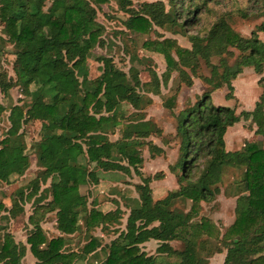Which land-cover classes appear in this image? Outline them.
I'll use <instances>...</instances> for the list:
<instances>
[{
	"label": "trees",
	"instance_id": "trees-1",
	"mask_svg": "<svg viewBox=\"0 0 264 264\" xmlns=\"http://www.w3.org/2000/svg\"><path fill=\"white\" fill-rule=\"evenodd\" d=\"M46 1L0 0V26L7 41L16 49V65L12 68L14 85L24 86L30 99L25 109L12 106L8 110L9 128L0 141V184L8 185L15 177L23 176L29 167V159L18 141L20 125L25 120L46 123L40 129L39 141L33 145L38 175L30 181L28 193L15 191L9 196L8 208L0 200V216L5 213L13 220L23 214L25 203L33 202L26 217L31 230L25 245L35 264H82L99 248L100 240L91 238L80 252L66 253L64 238L76 236L79 222L85 232L111 222L119 224L120 209L87 210L86 197L80 195L77 188L80 184H98L94 171L86 168L90 164L102 172L128 175L131 169L134 174L139 173L142 161L133 138L126 137L127 144L114 150L115 143L120 141L110 142L102 137L115 128L114 111L120 110L122 104L140 112L141 97L134 91L139 82L133 75L132 82L128 83L125 74L116 70L110 59H102V73L94 81V89H87L86 84L90 85L91 81L82 65L88 52L100 43L99 37L103 33L95 23V10L86 0H49L50 4L43 12ZM119 1L120 10L128 14L123 22L125 29L140 35H145L151 24L158 28L177 24L186 28L194 23L201 10V7L191 5L195 0H188L185 8V0H169L171 13L164 14H161L159 2L142 3L137 11H127L128 1ZM184 12L185 19L178 23ZM217 24L202 37L190 36L191 49L188 50L180 48L173 39L142 43L144 50L163 58L165 69L161 78L164 85L169 74L177 72L179 79L189 86L191 80L178 64L190 65L189 71L194 75L197 58L209 69L210 77L215 76L219 65L209 62L213 50L219 52L231 48L243 55L238 57L237 69L232 72L226 71L225 64L219 61L222 68L219 82L205 79L211 89L202 93L192 106L176 114L175 133L184 143L177 164L168 167L176 178V191L167 192L149 205L144 204L151 193L149 183L161 179L163 173L145 176L142 184L134 185L138 198L129 208L123 230L108 247L101 264H206L208 258L221 253L223 248L222 264H264V77L257 82L262 91L250 113L255 126L254 139L245 142L237 151H225L223 137L226 130L239 121V116L228 107L212 105L209 97L210 91L222 84L232 91L228 78L233 79L240 72V65H250L260 75L264 45L253 31L245 38L221 22ZM255 31L264 33V11L263 20ZM72 64L78 65L73 69ZM150 75L151 82L142 84V91L158 96V78L154 71H150ZM30 85L35 87L33 91L27 90ZM9 87V83H0L3 93ZM225 98L230 97L227 94ZM161 106L171 114L174 98L164 99ZM2 111L0 106V113ZM101 112L109 115L103 116ZM248 116L243 113V117ZM131 124L124 126L128 130L126 135L138 138L137 130L144 123ZM155 148L150 150L159 155L161 150ZM79 157L83 165L78 163ZM124 159L126 164H120ZM229 169L230 177L223 183ZM234 171H239V175H233ZM43 175H50L46 196L36 195L37 179ZM224 185L227 186L224 194L237 197V204L232 223L221 234L219 226L200 215V210L201 203L212 202ZM47 197L48 201L43 203ZM175 200L189 201L188 210L173 207ZM89 205L93 206V201ZM51 212L55 213V230L61 236L47 240L39 224ZM3 230L6 226H0V232ZM150 240L158 244L155 255H147L140 249ZM171 242L180 247L172 248ZM25 252L23 244L15 243L9 233H2L0 264H21Z\"/></svg>",
	"mask_w": 264,
	"mask_h": 264
},
{
	"label": "rangeland",
	"instance_id": "rangeland-1",
	"mask_svg": "<svg viewBox=\"0 0 264 264\" xmlns=\"http://www.w3.org/2000/svg\"><path fill=\"white\" fill-rule=\"evenodd\" d=\"M86 1L88 3L87 5L95 10V23L98 24L103 30V33L99 37L100 43L96 44L88 52L84 65H82V67H84V71L88 74L87 78H89V81H91L89 82L91 83L90 85L86 84V88L89 90L94 89V81H97L103 69V63L101 60L110 59L115 69L125 74L126 81L128 83L132 82L131 78L133 75L137 77L139 86H136L134 91L135 94L137 93L136 95L141 97L140 106L142 109L148 106L149 110L147 114L149 118L157 119L160 122L159 125H156L155 122H151V120L145 121L144 116L146 113L141 112L142 109L140 112H136L128 105L122 104L120 106V110L117 108V111H114L116 112L115 121L117 120V123H115V128L112 131H107L104 133L102 137L104 136V138L110 142L120 141L117 142V144L115 143L114 150H116V148L122 147L124 144H127V141L130 137L131 139L133 138V142L137 144V152L141 157V161L143 159L147 161L148 159H152L154 157L160 158V155H157V153L150 150L151 148H154V146H152V140H157L160 145L166 146L168 149L167 155L169 157L168 162H166L164 158V161L157 160L148 164L149 166L145 167L144 173L140 172L142 170V166L140 165L139 173H133L131 176L128 175L130 177L125 176L122 172H103L108 173V180L111 183H114V188H108V191L107 189L104 191V188L98 187L95 184L93 185L92 183L87 185L80 184L78 186V193L86 197L87 210L93 208L107 212L113 211L116 209V207L118 209L121 208L119 210V224L116 222H111L105 226L96 227L85 232L82 222H79L75 234L76 236L74 238H64L65 240L63 250L66 253H78L80 252L82 246L89 241V239H99V248L93 252L94 254L91 253L89 256H87L86 258L88 259L82 264H101L107 254L108 247L111 246L112 241L117 237L118 232L123 230L129 208L134 205L133 201L138 198V193L133 190L135 183L142 184L143 178L145 176H151L161 170L165 171V173L173 174L167 171L168 167L169 165L174 166L177 164L181 156L180 148L184 146L182 138L175 133L176 114L192 106L194 102L200 98L202 93L211 89V84L207 83L206 80L211 79V81L214 83L219 82V76L222 72L221 62L225 64L226 71L232 72L237 69L235 67L239 61L238 57L240 59V57L243 55L231 48H225L226 50L219 52L213 50V54L209 55V62L215 66L219 65L217 68V74L215 76L211 78L209 69L204 66L203 61L200 58H197V68L195 69L194 75H192L189 71L190 65H183L184 62L178 64L179 69H181L187 78L191 80L189 86H186L184 81L179 79L177 72H171L164 85L161 78L165 69L163 58L160 55L144 50L142 48V43L157 42L163 39H173L180 48L188 50L191 49V43L189 42L190 36L196 35L202 37L208 33L213 25H218L217 23L221 22L223 25L229 27L233 32L245 38H249L251 32L253 31L256 33L257 39L264 45V33L255 31V28L263 20L264 0H193L194 3L191 5H194V8L201 7V10L198 14H196V20L192 25L187 26L186 28L179 27L178 24L176 26L165 25L163 28H158L151 24L149 31L145 35L135 34L125 29L123 22L128 18V14L120 10L119 0ZM127 1L128 4L125 6L127 11H137L142 3L159 2L162 5L161 14L167 13L168 11L171 13V4L169 0ZM187 2L188 0L183 2L184 8L187 7ZM49 4L50 1L47 0L44 4L43 12L46 11V8L49 6ZM188 9H192V7L188 6ZM184 14L185 12L181 14V18L178 23H182V21L185 19ZM15 50V47L9 41H7V38L2 30V26H0V83L10 84V87L4 93L0 89V106L3 109V111L0 113V141L5 138L6 131L9 128V123L7 120L9 108L12 106H18L22 109H25L26 105H28L30 102V99L25 92V87L20 84L14 85L15 77L13 75L12 68L14 65H16ZM228 52H230V54ZM171 55L173 60L176 61L177 58L173 52ZM77 65L78 64H72L73 69ZM239 70L240 72L233 79L228 78L229 85L232 87V91L229 92L226 85L222 84L220 88L210 91L209 94L212 105L228 107L234 111L235 115L239 116V121L236 123V125L231 130H227L228 133L226 134V137L225 135L223 137L224 149L228 152L237 151L245 142L254 139L253 132L255 131V126L252 122L250 113H252L254 110L255 104L258 102L259 95L262 91L257 82L261 77H264V61L260 75L256 74L250 65H240ZM150 71H154L156 77L158 78L157 87L159 86L160 94L158 96L152 95L154 96V98H151L153 100L149 99L148 95L151 94H144L142 91L143 88L141 87L142 84L151 82ZM34 89L35 87L32 85L28 86L27 88L29 91H33ZM227 94L230 97L229 99L225 98V95ZM171 96L175 100V107L170 114L168 111L162 108L161 103L164 99H168ZM245 112L249 114L248 118L243 117V113ZM101 115L106 116L109 114L101 112ZM128 123H132L131 125H133V123H144L137 130L138 138L135 137V139L131 134L126 135V131L128 130H126L124 126H126ZM45 125L46 123L40 122L38 120H25L24 123L20 125V128L17 132L18 141L22 147L23 154L29 159V167L24 172L23 176L15 177L8 185H3L2 183L0 184V194L3 196V201L6 204L8 203V206V200L10 199L9 196L15 191H20L24 195L28 193L30 190V186H28L30 181L36 179L38 175V168L35 166L33 145L39 141L40 129ZM126 137H128L127 140H125ZM167 145H170L169 148ZM78 161L80 165L84 164L80 157ZM120 164L125 165V159L122 160ZM86 168L87 170H93L96 178L99 179L102 170L94 167L93 164L87 165ZM230 170L231 169L226 171L222 180L223 183L229 179L231 173ZM233 173L235 176L239 175V171H234ZM54 177L55 175H53V178ZM49 180L50 177L47 178V180H41L40 177L37 179L39 184L36 195L42 193V195L46 196L45 189L49 185ZM157 181L159 180H155V182L151 184L152 186H150L152 187L151 191L153 198L152 195L148 194L147 198L144 200V204L146 202V204L150 205L153 203V201L157 200V198H163L168 192L165 190L163 191L165 194L158 196L157 190L159 188H157ZM161 183L166 185L162 186V188H167V190L172 189L170 192L176 191L177 183L174 174L172 179L160 182V185ZM226 188L227 186L224 185L219 190V194L212 202L208 204L201 203L200 215L207 218H209V216H213L212 218L215 219L213 213L215 211H217L222 216L227 215V217H230L233 214V210L237 204V197L231 195L226 196L224 194ZM104 193H106V195ZM221 194L225 198L234 199L231 200V202H223L218 200L221 198ZM127 198H130V200H127ZM48 199L49 198L47 197L43 203H46ZM92 201L94 205L90 206L89 204L92 203ZM29 203L30 202H27V204ZM172 203L173 207L181 209L182 211H187L190 206L189 201L177 202L175 200ZM104 205L105 207H103ZM26 210L27 211L24 213H28L29 215L30 210ZM2 217L3 218H0V223L7 221L8 224L7 226L6 224L4 225L6 226V230L1 231L0 236H2V233H9L10 231L13 236L11 237L15 241L24 242L26 237L30 234V225H28L26 221L23 222L21 217L20 219H14L11 223L7 220L8 217L6 215ZM24 217H26V214H24ZM211 221L213 223L216 222L215 220ZM218 222L219 223L216 226H219L220 233L222 234L227 226L224 227L221 225L220 221ZM39 227L47 240L61 236V234L55 230V213L53 212L46 215L45 220L39 224ZM170 245L174 249H178L180 247L176 242H173ZM157 247L158 244L152 243V246L149 249H147V246H140V249L147 255H155ZM222 252L225 253L224 248ZM27 256L30 257L31 255L28 253Z\"/></svg>",
	"mask_w": 264,
	"mask_h": 264
},
{
	"label": "crops",
	"instance_id": "crops-1",
	"mask_svg": "<svg viewBox=\"0 0 264 264\" xmlns=\"http://www.w3.org/2000/svg\"><path fill=\"white\" fill-rule=\"evenodd\" d=\"M149 96V99L150 100H153V99H151V98H154V96H152V95H148ZM156 98V97H155ZM150 106V105H149ZM147 108V109H146ZM146 108H144V109H142L141 110V112H144V113H146V115L144 116V120L145 121H149V120H151V122L153 121V122H155V124L157 125H159L160 124V122L157 120V119H152V118H149V116H148V110H149V108H148V106L146 107ZM236 124H234L232 127H230V128H228L227 130H231L234 126H235ZM226 130V131H227ZM228 133V131L227 132H225V137H226V134ZM152 146H154V147H156V148H158V149H160L161 150V153L159 154L160 155V158H158V157H154V158H152V159H148L147 161L145 160V159H143V157H142V164H141V166H142V170L140 171L141 173H144L145 172V167L146 166H149L148 164H150V163H153V162H155V161H157V160H163L164 161V158H165V160H166V162H168L169 161V157H168V155H167V151H168V149L166 148V146L165 145H160V143L156 140H152ZM170 146V145H169ZM169 146L167 145V147L169 148ZM170 166V165H169ZM168 167V166H167ZM168 172H169V170H167ZM159 172H162L163 173V176H162V178L161 179H159V181H157L156 183L158 184V187L157 188H159L158 190H157V195L158 196H161V195H163V194H165V193H163V191H168V192H170L171 190H167V188L165 189V188H162V186H166L164 183H161V185H160V182H164V181H167V180H169V179H172V176H173V174H168V173H165V171H159ZM100 177H99V179H98V184H97V186L98 187H101V188H104V191H105V189H107V191H108V188H112L113 187V185H114V183H111L109 180H108V177H109V175H108V173H100ZM125 176H127V177H130L131 175H133V172L131 171V169H130V171H129V174L128 175H130V176H128V175H126V174H124ZM148 176H150V175H148ZM152 176V175H151ZM50 177V175L48 176V175H43V176H41L40 178H41V180H47V178H49ZM126 177V178H127ZM163 179V180H162ZM127 180V179H126ZM153 182H155V180H151V182L149 183V188L151 189L152 187H150V186H152L151 184L153 183ZM137 183H135V185H136ZM118 186H120V185H118ZM123 187H125V186H123ZM114 188V187H113ZM105 195H106V193H104ZM150 195H152V191H151V193H150ZM152 198H153V195H152ZM157 199H159V198H157ZM234 198H225L224 196H222V194H221V198L220 199H218V200H221V201H223V202H231V200H233ZM0 200H2L3 201V196L0 194ZM4 202V201H3ZM154 202V201H153ZM4 205H5V207L6 208H8V203L6 204L5 202H4ZM33 205V202H30L29 204H24V206H23V214L21 215V216H18V217H16L15 219H20V217L23 219V222H25L26 221V219H24V218H26L27 216H28V213H24V212H26L27 210L26 209H29L30 211L29 212H31V209H32V206ZM103 207H105V205L103 206ZM121 209V208H120ZM234 211V210H233ZM214 213V216H215V219H213L211 216H209V218L211 219V220H215L214 222L216 223V224H218L219 222L218 221H220V223H221V225H223L224 227L225 226H228L229 224H231L232 222H231V220H233V214L230 216V217H227V215H221V214H219L217 211H215V212H213ZM24 214H26V217H24ZM4 215H6L5 213H3V214H1V216H0V218H3L2 216H4ZM5 218V217H4ZM5 220V219H4ZM7 220L11 223V222H13V220H9L8 218H7ZM218 220V221H217ZM1 224H3V225H1ZM6 224V226H7V224H8V222L6 221V222H4V223H0V226H4ZM42 226V225H41ZM9 233H10V235L12 236V234H11V232L9 231ZM13 237V236H12ZM13 239V238H12ZM13 241L15 242V243H21V244H23L25 247H26V252H25V254H24V257L21 259V261H20V263L21 264H35V260L30 256V257H28L27 256V254L29 253L28 251H27V246L25 245V241L24 242H22V241H19V242H17V241H15L14 239H13ZM152 243H154V244H157V242H155V241H152V240H150V241H148V242H146V243H144V245H141V246H147V249H149L151 246H152ZM171 243H173V242H171ZM170 243V244H171ZM171 246V245H170ZM145 250V249H144ZM24 258H25V261H24ZM223 258H224V253L223 252H221V253H217V254H213L210 258H208L207 259V261H206V264H222V261H223Z\"/></svg>",
	"mask_w": 264,
	"mask_h": 264
}]
</instances>
